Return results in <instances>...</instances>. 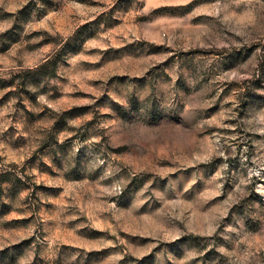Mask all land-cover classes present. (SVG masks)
<instances>
[{"label": "rangeland", "instance_id": "374dc122", "mask_svg": "<svg viewBox=\"0 0 264 264\" xmlns=\"http://www.w3.org/2000/svg\"><path fill=\"white\" fill-rule=\"evenodd\" d=\"M0 264H264V0H0Z\"/></svg>", "mask_w": 264, "mask_h": 264}]
</instances>
